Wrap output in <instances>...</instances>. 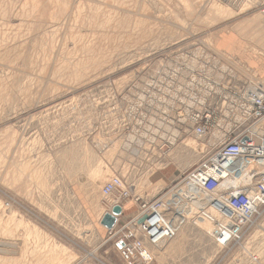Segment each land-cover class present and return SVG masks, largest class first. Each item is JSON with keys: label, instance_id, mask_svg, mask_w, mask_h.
I'll return each instance as SVG.
<instances>
[{"label": "rangeland", "instance_id": "1", "mask_svg": "<svg viewBox=\"0 0 264 264\" xmlns=\"http://www.w3.org/2000/svg\"><path fill=\"white\" fill-rule=\"evenodd\" d=\"M214 2L226 5L0 0V217L12 210L14 220L23 221L25 228L14 233L26 242L23 264H53V247L66 249L62 264H124L115 239L100 224L108 208L114 202L123 206L116 231L137 216L142 226L148 214L138 215L139 205L163 199L201 163L205 150L192 128L170 127L172 111L155 113L151 121L152 109L125 98L160 59L211 42L264 85V29L249 26L264 13V0H238L249 7L245 12L211 22ZM252 128L263 134L264 118ZM246 170L232 176L236 184L252 178ZM115 176L130 193L126 201L117 200V193L109 202L101 197V187ZM191 193L188 186L185 197ZM209 202L199 218L197 211L182 216L170 207L164 219L173 235L157 244L130 226L152 254V264H264V211L226 245L221 239L229 231L214 234L222 226L219 217L224 222L230 214ZM193 206L201 211L196 201Z\"/></svg>", "mask_w": 264, "mask_h": 264}, {"label": "built area", "instance_id": "2", "mask_svg": "<svg viewBox=\"0 0 264 264\" xmlns=\"http://www.w3.org/2000/svg\"><path fill=\"white\" fill-rule=\"evenodd\" d=\"M262 6H264V3ZM253 76L251 72L247 75L249 78ZM247 77H244L241 81L246 88L232 91L230 94L234 95V101H229L231 108L235 111L233 114L232 112L229 115L222 113L219 108L221 99L217 100L214 107L210 103L206 105L209 100L201 99L200 91H197L195 87L187 90L188 85L180 87L178 90L164 93L155 100V105H160L161 107V110L156 113L163 115L165 112H173L175 118L169 121L170 127L190 126L199 139L206 141V143H211L212 139L214 140L213 147L216 149L215 153L217 154L211 151L208 154L213 153L212 156L217 159L218 164L216 165L212 161L208 163L205 159L197 168L183 177L181 184H188L190 178L194 179L192 192L202 195L212 202L218 209L216 211H227L230 215L235 216L243 214L244 218L247 219L246 223L258 212L264 211V134L262 136L249 135L245 129L241 128L244 123L246 124V121L257 123L264 117V89L262 83H255ZM194 86L196 85L194 84ZM248 88H250L251 92L246 91ZM251 88H253V91ZM192 95H195L197 101L189 104L188 101ZM181 96L185 97L184 102L181 101ZM140 106H142V102H140ZM162 107H165L166 110ZM238 113L241 116L242 123L235 121L233 118ZM165 115L167 114L165 113ZM244 117H246V121H244ZM214 131L219 133L217 139L213 137ZM203 154L205 155V153ZM252 165H255V167ZM242 168L253 174L252 178H249L247 183L237 184L236 186L229 185L228 177L239 174ZM256 174H262V177L256 179ZM179 184L180 182L177 185ZM102 192L105 196L111 194L114 196L117 193V200L121 201L128 196L127 192L121 189V183L117 179H113L112 183L105 185ZM166 202V200L160 199L150 204L141 203V212L139 211L138 215L144 210L148 212L146 222L141 226L137 223L139 220L137 216L128 223L129 227H124L126 230L121 232L124 229L121 228L112 235L116 239V243L119 242L121 244L120 249L118 248L117 250L125 264H151L152 262L142 242L132 233L131 225L137 229V233L140 236L144 237V234H146L149 239L144 238L151 245L157 244L162 238L172 237L170 221L169 219L168 221L164 219L166 212L168 213L170 209V205L168 206ZM152 205L155 208L149 210ZM159 207H161V211ZM205 210V206L202 207L201 211H198L194 217H201V213L202 217H205ZM209 220L215 226L217 219H212L210 216ZM223 220L224 222H222L220 217L218 219L222 226L219 233L214 234L216 237L217 235L221 237L225 231L226 233L230 231L229 224L241 228L234 230V232H238L239 236L247 228L246 226L242 228L241 225L233 223L231 221L233 219L227 218ZM230 238L231 235L225 238L222 237L221 243L226 244L232 240Z\"/></svg>", "mask_w": 264, "mask_h": 264}, {"label": "bare ground", "instance_id": "3", "mask_svg": "<svg viewBox=\"0 0 264 264\" xmlns=\"http://www.w3.org/2000/svg\"><path fill=\"white\" fill-rule=\"evenodd\" d=\"M221 1L226 2V5L220 6L214 2L210 6V12L209 13L212 14V16H213L210 19L211 22L212 21L217 22L220 20L222 21V20L232 18L236 15L242 14L243 12H245L247 10V8H249L246 5V3L243 2L241 4L240 2H238V0H236V1L221 0ZM256 1L260 2L262 0H256ZM229 6H231V8ZM250 6H252V4ZM232 10H234V11H232ZM263 20H264V13H260L257 15V17L255 19L252 18L249 21V26L253 27V25L255 26L256 24H258V25L262 26L264 29ZM244 27H246V26H244ZM243 30H241V32ZM254 30H256V29H254ZM256 33L258 34L259 32L256 30ZM261 33H262V34H260L261 38H264V31H262ZM241 38H243V36ZM258 40H259V38H258ZM206 44L208 46H210L211 49L207 45H204L202 43H197L194 46L177 49L176 51L172 52L168 56L160 59L158 66L156 67L154 72H152L151 74H146L145 77L141 78L140 82L137 83L134 86V88L131 89V91L127 95H125V98H130L127 101L128 102L133 101L136 103V105H139V106H140V102H142V107L144 110L152 109V112L154 115L151 117L152 119H150V120L154 121L157 118V114H155V113L158 110H161L160 105H155V100L157 98H159L161 95H163L164 93H167L171 90H178L180 87L188 85L187 90H189L191 87H195V89L197 91H200V98L201 99L209 100V102L206 103V105L210 103L214 107L217 103V100L221 99V103L219 105V108L221 109L222 113H224V115H229L232 112V114H233L235 111L231 108V104H229V101H232L234 99V95H230V94L232 91L234 92V91L242 90V88H246L241 83V81L244 79V77H247L248 73L251 72V70H249L247 67H245L243 64H241V62H238L236 60L231 61V59L228 57V55L225 56V53L223 51H218L216 46L213 45L211 42L210 43L207 42ZM215 50L218 52H216ZM228 59H230V60H228ZM227 75H228V77H227ZM234 77L236 78L235 81H234V79H235ZM247 78L252 79L255 83H258V81L255 80L254 76L252 78H249V77H247ZM194 84L196 86H194ZM262 87L264 89V85ZM249 89L250 88L246 89V91L251 92ZM251 90L253 91V88H251ZM210 97H211V99H209ZM162 99L165 100L164 98H162ZM180 99L182 102L185 101L184 96H181ZM195 101H197V98L195 97V95H192V97L190 98L188 103L191 104L192 102H195ZM235 101H236V99H235ZM162 108L164 110H166L165 107H162ZM233 118L235 121H238V122L240 121V123H242L241 116L239 113L237 116H233ZM244 121H246V117H244ZM258 123L259 122L252 123V122L246 121V124L244 123L241 126V128L245 129L249 135L254 134L257 136H262V134L253 131L254 127L252 128L253 125L255 126ZM157 126H161V124L158 123ZM187 127L191 128L190 126H187ZM218 136H219L218 131H214V133H213L214 139H217ZM194 137L203 143V148H204L205 153H206L205 156L202 158L201 163L206 159L208 163H210V161H212L214 164L217 165L218 164L217 159H215L212 156L213 153L216 152V149L213 147V144H214L213 141L214 140L212 139L211 143H209V142L206 143V141L199 139L195 135V133H194ZM138 141H139V144L142 145V141L141 140H138ZM173 142H175L174 136L172 138H170V144L171 145H173ZM210 151L213 153L208 154ZM215 154H217V153H215ZM197 166H195L194 169L197 168ZM187 173H189V172H187ZM240 175H241V172H240ZM251 176L252 175L249 173V177H251ZM259 177H262V174H258V176H256L255 178L259 179ZM113 179H117L120 181L121 189L123 191L127 192V194H128V196L123 200L124 201L128 200L130 197V195H129L130 193L127 190V188L124 186V184L120 180V178H118L116 176L107 180V182H105V184L101 187V190H100L101 197L104 198V200H108V202L110 201L109 199L114 198V196H112V194L105 196V195H103V192H102L103 187L109 183H112ZM228 181H229V185H235L236 186L237 185L236 183H238L237 181H235V179H233V177H228ZM181 182H182V180L180 181V184L174 186V188L169 193H167L164 196V198L162 197L163 198L162 200H166L167 201L166 204L168 206L170 205V207L173 208L177 214L179 213L182 216H184L183 213L186 211H189L188 213H191V214H192V212H196V211L198 212L199 211L198 209H196L194 206L190 207V205L196 201L197 206L202 208L205 206V205L203 206L202 204H204V202H206V200L207 201H209V200L206 199L202 195L195 194L194 192H192L191 195H188L187 197H185V192L188 191V186H192V184H193V187H192V191H193L194 179L190 178L188 184L187 183L181 184ZM137 199L139 201V198L137 197L134 199L135 202H138V201H136ZM209 204H212V203L209 202ZM206 205H207V203H206ZM116 206H118L120 208V214L115 217L116 222H115L113 228L109 229V231H108L110 233L111 237L115 232L118 231V230L117 231L115 230V226L117 224V218L122 213V208H121L122 205H120V202H114L108 208L109 210H112V208H114ZM191 208L193 210H191V212H190ZM152 209H154L153 206H151L149 210H152ZM159 209H161V208L159 207ZM139 211L141 212L140 205H139ZM144 212H145V210L140 214V216L147 215L148 212H145V213ZM13 214H14V212L12 210H10L8 215H6V216L4 215L5 217H2V218L0 217V264H10V262H12L11 264H23L24 263L21 252L24 249V245L26 242L24 241V238L21 241L20 239L17 240L14 236V233L18 229H21V227L23 226V221L14 220V218L16 216L14 217ZM106 214H111V211H110V213H106ZM258 215H259V212H258V214L254 215L250 220H248L247 223H246L247 219L244 218L245 216L243 214L240 216H235V215H228V216H230V218L233 219V223H235L237 225H241L243 228L248 223H251L252 220ZM234 218L236 220H234ZM100 224H101V222H100ZM125 226L129 227L128 223L125 224L124 226H122L121 228L123 229ZM23 228H25V227L23 226ZM34 228L36 229L37 227H34ZM130 229H131L132 233H134L136 235L135 230L132 227H130ZM229 229H230V231H229L230 235H234L235 233H237V232H234V230H239L241 228H237L236 226H233L231 224ZM106 230H108V229H106ZM124 230H126V228L121 230V232H123ZM37 232L38 231L35 232V237L38 235ZM27 234L30 235V233H28V232H27ZM39 236L40 235H38V237ZM136 237H137V235H136ZM226 237H228V236H226ZM112 238H114V237H112ZM138 240H140V239L138 238ZM142 244H143V242H142ZM115 245H116L117 249L118 248L120 249L121 244L119 242L116 243V239H115ZM143 247L149 253V255L152 259V262H153L152 254L149 252V250L146 248V246L144 244H143ZM66 252H67L66 249L59 251L57 248L53 247V249L49 253L50 254L49 257H50L51 262H54L53 264H62L66 254H67ZM117 252H118V250H117ZM8 254L9 255L11 254L10 256L15 255L17 258L16 257L10 258V256ZM118 254H119V252H118ZM19 256H21L20 259H19ZM119 257L122 260L120 254H119ZM152 262H151V264H152ZM123 263L125 264L124 261H123Z\"/></svg>", "mask_w": 264, "mask_h": 264}, {"label": "water", "instance_id": "4", "mask_svg": "<svg viewBox=\"0 0 264 264\" xmlns=\"http://www.w3.org/2000/svg\"><path fill=\"white\" fill-rule=\"evenodd\" d=\"M120 214V208L118 206L112 208L111 214H105L101 220V225L105 227L106 229H112L115 222H116V216ZM144 219H140L138 222L141 223Z\"/></svg>", "mask_w": 264, "mask_h": 264}, {"label": "crops", "instance_id": "5", "mask_svg": "<svg viewBox=\"0 0 264 264\" xmlns=\"http://www.w3.org/2000/svg\"><path fill=\"white\" fill-rule=\"evenodd\" d=\"M228 52H230V51H228ZM121 208H122V212H123L124 211L123 206Z\"/></svg>", "mask_w": 264, "mask_h": 264}]
</instances>
